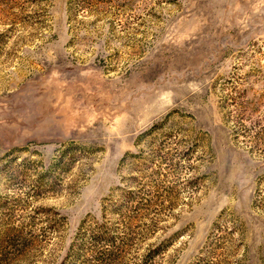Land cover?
<instances>
[{"label": "rangeland", "instance_id": "374dc122", "mask_svg": "<svg viewBox=\"0 0 264 264\" xmlns=\"http://www.w3.org/2000/svg\"><path fill=\"white\" fill-rule=\"evenodd\" d=\"M0 264H264V0H0Z\"/></svg>", "mask_w": 264, "mask_h": 264}, {"label": "trees", "instance_id": "16d2710c", "mask_svg": "<svg viewBox=\"0 0 264 264\" xmlns=\"http://www.w3.org/2000/svg\"><path fill=\"white\" fill-rule=\"evenodd\" d=\"M117 212V210H116ZM216 228L218 227V224L216 223ZM102 227V229H101ZM91 243H94L95 246L102 247H110L115 243V237L112 235L111 230L108 228V226L100 225L93 228L91 231Z\"/></svg>", "mask_w": 264, "mask_h": 264}]
</instances>
